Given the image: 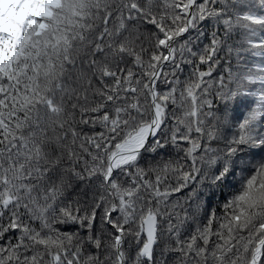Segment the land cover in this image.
<instances>
[{
    "label": "snow or ice",
    "instance_id": "6c2138e0",
    "mask_svg": "<svg viewBox=\"0 0 264 264\" xmlns=\"http://www.w3.org/2000/svg\"><path fill=\"white\" fill-rule=\"evenodd\" d=\"M264 0H0V264H264Z\"/></svg>",
    "mask_w": 264,
    "mask_h": 264
},
{
    "label": "trees",
    "instance_id": "16d2710c",
    "mask_svg": "<svg viewBox=\"0 0 264 264\" xmlns=\"http://www.w3.org/2000/svg\"><path fill=\"white\" fill-rule=\"evenodd\" d=\"M245 55L250 66L254 64H264V56H251V54Z\"/></svg>",
    "mask_w": 264,
    "mask_h": 264
}]
</instances>
